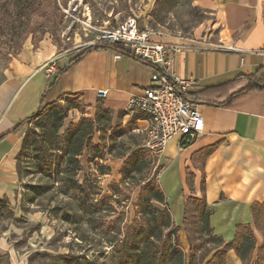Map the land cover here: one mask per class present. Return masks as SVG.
<instances>
[{"label": "rangeland", "instance_id": "obj_1", "mask_svg": "<svg viewBox=\"0 0 264 264\" xmlns=\"http://www.w3.org/2000/svg\"><path fill=\"white\" fill-rule=\"evenodd\" d=\"M45 5L28 15L12 9V0H0V84L27 46L37 48L51 39L59 53L70 57L131 17L163 41L216 37L212 13L191 0H57ZM34 83L16 97L12 112L21 110L25 117L37 112V101L49 103L48 89L32 93ZM54 106L58 114L47 118L49 108L22 127L14 187L0 195V264H135L145 231L167 241L173 237L168 232L172 224L181 227L185 264H207L213 253L203 255L214 243L201 232V206L186 204L195 196L190 167L147 147L144 124L138 121L143 115L114 112L79 97ZM151 182L164 191V203L147 199L152 191L144 187ZM259 227L264 229L263 216Z\"/></svg>", "mask_w": 264, "mask_h": 264}, {"label": "crops", "instance_id": "obj_2", "mask_svg": "<svg viewBox=\"0 0 264 264\" xmlns=\"http://www.w3.org/2000/svg\"><path fill=\"white\" fill-rule=\"evenodd\" d=\"M191 2L212 13L214 39L153 38L185 46L174 55V71L192 80L186 93L204 116V131L182 149L180 137H174L164 153L190 167L193 181L189 187L195 196L207 199L216 234L230 242L237 225H252L256 238L253 264L264 247V229L252 213L255 204L264 203V88L239 92L246 84L234 81L264 66V0ZM68 59L69 55L59 53L57 45L45 38L37 48L29 45L18 54L0 84V135L6 133L0 139V195L14 187V154L23 138V126L12 128L30 116L24 117L21 110L12 112V103L30 84L35 82L32 93L48 89V104L79 97L91 105L102 102L114 112L125 111L129 99L152 84V65L113 48L90 50L55 80ZM101 89L108 90L103 100L97 98ZM41 105L37 101L35 109ZM226 264H243L234 248L228 250Z\"/></svg>", "mask_w": 264, "mask_h": 264}, {"label": "built area", "instance_id": "obj_3", "mask_svg": "<svg viewBox=\"0 0 264 264\" xmlns=\"http://www.w3.org/2000/svg\"><path fill=\"white\" fill-rule=\"evenodd\" d=\"M95 43L124 47L135 57L151 63L152 84L145 87L142 94L133 95L126 107L127 111L143 115L141 130L147 133V147L162 152L171 139L179 136L182 149L204 131L205 120L198 105L184 97L192 80L174 71V55L184 45L155 40L152 31L141 28L133 17L103 30ZM107 95V89L97 91L99 100Z\"/></svg>", "mask_w": 264, "mask_h": 264}, {"label": "trees", "instance_id": "obj_4", "mask_svg": "<svg viewBox=\"0 0 264 264\" xmlns=\"http://www.w3.org/2000/svg\"><path fill=\"white\" fill-rule=\"evenodd\" d=\"M56 1L57 0H12V9H17V10L20 9V11L23 12L24 14L30 15L33 12L41 11L42 8L46 6L45 5L46 2L47 3L53 2V4H56ZM38 40L40 41L42 40V38H39ZM98 48H113L119 54L132 55V53L129 50L121 46H110L106 44L94 43L80 50L75 55L70 56L66 64L60 69L55 80L60 74L64 73L75 63L79 62L86 55L87 52H89L92 49H98ZM17 53H19V51ZM138 59L151 65V63H149V61L145 59H141V58ZM238 82H242V83L245 82L246 84L245 87H243L239 92L245 90H262L264 88V66H261L254 74L238 77L237 79H235L234 83H238ZM184 97L186 99L193 101V99L187 93L184 94ZM57 102L50 103L45 106L41 105L36 113L21 120L18 124H16L12 128V130H15L20 126L27 124L28 122L31 121V119L34 118L36 114L40 112H45L49 108L51 109L46 113L47 118H51V116L58 114L59 107L54 106V104ZM60 120L62 121V118H60ZM5 134L6 133L1 134L0 139H2L5 136ZM189 173L191 176H193L191 172ZM190 187H192V183H190ZM144 190H148V192L152 191V193L151 192L149 193L150 195L147 198L148 200L153 196V198L160 203H164L166 201L164 191L156 182L147 183L144 187ZM191 190L193 191V189ZM188 201L197 202L201 206V217L203 218V225L201 226L202 228L201 232L205 231L210 236V242L214 243V246L203 255V259H205L211 253H213L210 259L207 261V264H226L227 253L228 250L231 248L235 249L238 256L241 258L243 264H251L256 247V238L254 235V230L252 225L251 224L237 225L235 238L230 242H226L222 236L215 233V230L211 225V215L213 211L210 208V205L208 204L205 196L203 197L190 196L187 199L186 204L188 203ZM154 212L157 214L160 213V211L158 210H154ZM261 212H263L262 215H260ZM252 213L256 221V224L259 226L260 217L261 216L264 217V203L255 204L252 207ZM156 217L157 216H155L154 219H156ZM169 218L170 217H168V219ZM169 225H171L170 221L164 223V226L166 227H168ZM180 230L181 227L177 226L176 224H172L168 232L172 233L173 237L167 241L158 233L151 231V229L150 232L146 230L144 233L145 237H143V239L138 241V243H142L143 246L139 250L135 251L134 254L135 264H164V262H167V264H185L186 254L180 248L181 245L179 240ZM190 245L192 252H195L196 251L195 241L191 237H190ZM192 264H197V262H193ZM253 264H264V247L261 248L258 257Z\"/></svg>", "mask_w": 264, "mask_h": 264}, {"label": "bare ground", "instance_id": "obj_5", "mask_svg": "<svg viewBox=\"0 0 264 264\" xmlns=\"http://www.w3.org/2000/svg\"><path fill=\"white\" fill-rule=\"evenodd\" d=\"M80 40H81L80 37H78V42H80Z\"/></svg>", "mask_w": 264, "mask_h": 264}]
</instances>
